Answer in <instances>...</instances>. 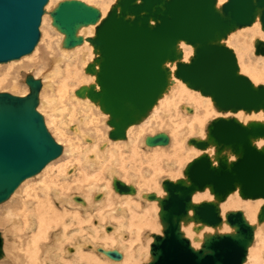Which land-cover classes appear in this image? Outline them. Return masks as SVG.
<instances>
[{"label": "water", "instance_id": "water-1", "mask_svg": "<svg viewBox=\"0 0 264 264\" xmlns=\"http://www.w3.org/2000/svg\"><path fill=\"white\" fill-rule=\"evenodd\" d=\"M50 0H0V63L32 54L41 39V24ZM52 25L65 34L63 46L82 45L83 27L96 25L95 36L86 38L95 57L85 72L94 82L76 90L109 115L113 140H125L127 130L142 123L168 92L173 76L190 89L212 99L219 112H264V84H256L241 72L237 54L227 45L235 31L260 20L264 30V0H116L103 17L100 8L83 0H63L50 12ZM193 47L184 61L180 44ZM255 54L264 55V40L255 41ZM175 70H172L173 66ZM26 95L0 92V204L10 199L28 178L41 172L63 152L38 110L41 78L24 74ZM193 112L192 108H188ZM264 121L243 122L236 116H217L204 139L189 145L203 153L189 162L183 178L165 179L164 197L147 194L161 208V233L153 234L151 260L144 264H244L264 222V204L256 224L243 210L222 216L221 203L238 192L244 200L264 199ZM150 147L168 145L166 132L149 135ZM214 149V152H210ZM233 158V159H232ZM113 188L134 195L137 189L118 177ZM209 189L213 200L195 202L198 192ZM97 196V198L100 197ZM205 227L199 248L185 235L183 226ZM227 224L232 231L222 232ZM0 232V260L5 256ZM113 260L118 250L99 248Z\"/></svg>", "mask_w": 264, "mask_h": 264}, {"label": "bare ground", "instance_id": "bare-ground-1", "mask_svg": "<svg viewBox=\"0 0 264 264\" xmlns=\"http://www.w3.org/2000/svg\"><path fill=\"white\" fill-rule=\"evenodd\" d=\"M225 1H227V0H219V5H222ZM53 3H54V0H50L49 3L47 4L46 15L44 17V21H46V19H47L46 17L49 16L50 12L56 7V6L52 7ZM55 3H56V1H55ZM112 5H113V3H112ZM101 11H102L103 17L108 12V11H105L103 9H101ZM261 27H262V24L257 19V21L253 25V29H251V32H252L251 35L254 38L253 42H251V43H254V46H253L254 50H255V41L257 40L255 38L256 35L259 34L264 38V34H262L260 32L263 30V28H261ZM96 28H97V24L96 25H90L87 27H83L80 29L79 35L84 36V38H85V36H86V38L93 37V36H95ZM233 34H234V32L228 37L229 42H230L229 39H231V36ZM86 38H85V41L82 45H78L74 48L69 49V48H65L63 46V42H64L63 39H65V34H63V36L61 38L62 40H61V44H60L61 45V51L60 52H63L66 55L72 53L74 56L76 55V57L72 62L67 63L66 68L64 66V68H65L64 71H65L66 77H65V79L64 78L63 79L65 81L62 83L58 82V83H61L60 86L57 84L59 87L58 88L59 92H57V93H60L61 97L66 96V99H67V97H69L70 101L74 104L73 105L71 103L73 105V107L71 109L73 111V113L70 111L72 113L71 117H73V115H74V118H75L76 113H75L74 109H75V105H77L78 108H76V109L78 110V113L80 114V116L78 118L79 119L78 122L83 123L84 126H85V123L89 124L92 122V118L90 116V113H86V110L87 109L89 110L90 108H93V109L95 108L98 110L99 109L98 105H96L95 103H92L91 101H89V99L78 97L76 95L77 89H71L69 86L68 80L70 78H74V79H75V77L77 78L76 71L74 69L75 63H77L76 60H79V62L82 63V67L86 68L87 64L89 62H91L93 60V58L95 57L94 56V47H92L93 45L89 41H87ZM88 43H90V45ZM235 43H236V41H235ZM180 47L184 52V61H189V58L193 54L192 46L186 44L185 42H182L180 44ZM92 48H93V50H92ZM58 50H59V48H58ZM245 50H247V49L245 48ZM35 51H37V50L35 49ZM255 55H257V54H255ZM30 56H31V54H30ZM32 56H33V54H32ZM257 56L259 58H262V56H264V55H260V56L257 55ZM27 58H28V56H27ZM59 58L56 60L59 63L64 60L63 58H61V56ZM55 59H56V57H55ZM68 59H70V58H68ZM263 59H264V57H263ZM42 60H43V58H42ZM260 60L261 59H257L256 61H253L252 59L250 60L251 71L253 73V76L252 75L251 76L253 77L252 79L254 82L259 81V79L261 80L262 78H264V61L260 63ZM51 61L55 62L53 60H51ZM240 62H241V60H240ZM240 62H239V64H240ZM65 63H66V61H65ZM14 64H15V62H14ZM42 66H44V65H42ZM57 66H59V68H60V65H57ZM242 66L244 67V63ZM240 67H241V64H240ZM243 67H241V72L243 71ZM62 68H63V66H62ZM175 68H176V66L174 65L172 67V70L174 71ZM58 71H59V69H58ZM244 71H246V70H244ZM81 75H83V74L81 73ZM7 78H8V76L1 77V79H0L1 84L5 83L7 81ZM46 78H48V77H46ZM49 78H51V77L49 76ZM60 78H61L60 80H62V77H60ZM81 79H83V78H81ZM86 80L87 81L91 80L90 83H92V82H94L95 77L92 76L91 79H86ZM48 81H50V80H48ZM90 83L88 82V84H90ZM255 83L257 84V82H255ZM6 84L8 87L15 85L14 82H10L9 80L6 82ZM43 86H44V88L42 87L41 93H40V103H41L40 108L44 107L45 105L53 106L54 105L53 101L55 100V102H56L60 98L57 97L58 99L56 100L55 95H53L54 99H52L50 97V95H52V92H50V94H48L47 89H50V87H53L52 82L48 83L47 80H45V81H43ZM68 86L70 89H68ZM17 87H19V86H17ZM54 87H56V86H54ZM46 91H47V97L49 95V97L51 99L50 98L47 99L43 96V93L45 95ZM24 92H26V91H24ZM198 92L193 90V89H189V87L187 85H185V83L183 81H181L180 79L175 78L173 76V83L170 86L168 92L165 93L163 98L159 101V103L151 111L148 118H146L143 121V123L138 124V126H140V127L136 128V127H134L135 125L129 127V129L127 130V138L125 140H121V139L115 140V141H112L113 139L111 140L109 133L112 129L110 128V125L108 124V119H109L108 114H105L106 117H104V118L106 119V122L109 125L108 127L110 129H107L106 133L101 132L102 133L101 136H100V131H98V133H96V134L95 133L93 134L96 136H92L91 133H84L83 129H82L83 126H81L79 123H75V125H72V123H69L70 122V120H69L70 119V117H69L70 113L68 116L66 115V117H69V119L64 118L65 117L64 116L63 119H65V120L60 121L59 125L56 124V126L58 125L56 127V131H58V133L60 134L61 137L63 136L65 138V136L68 135L67 133H65V130L72 129L71 132L73 133V135L70 134L69 136L71 138H73V140L76 138V140H78L81 145H76L73 143L74 149H77V151L72 150V158L71 157L70 158H71V161H75L76 164L79 163V165L80 164L81 165L80 166L76 165V164L73 165V163H72V165H70V167L67 165H61L60 167H58L57 171L54 174L47 175L49 173V171L55 166V165H53L55 160H53L49 164H47L41 172H39L37 175H35V178L41 176L40 178H42L41 181L44 183L43 185L38 186V184H37L38 189L33 186V188H31L32 190H30L26 196L21 198L20 201L18 200L19 204H18V201H17V203L15 201L16 204L13 203V199H14L15 195L13 196V198H11L12 196L10 197L12 200L10 203L11 204L13 203L14 205L13 204L9 205V206L7 205V207H6V205H4L5 207H2V209L5 211V213H4L6 215L5 217L7 218V220H9V218H10V221L13 222V225H15V227L17 226V228H16L17 230H18V228L22 229L21 232H26V233H28L29 236L28 237L26 236L28 238V240H26V243L24 242V240H22L21 242L18 241V242H16V244H15V242L12 243L13 250L15 248L20 249V246L21 247L24 246L22 248V251H24L23 254H22V252L19 254H16V256H15V254H13V258H10L9 255L6 258L3 257L5 260L0 261V264H138L139 259L142 258V254L144 253V252L142 253L141 246H139L140 242H142V235H143V231H144L143 229H145V227L148 228L150 226L151 229H155L158 231L157 234L161 233V231H162V224L160 222V218L158 221L159 213L161 210V208L158 204V201L153 200V202H151L146 196H147V194H150V193H156L157 196L164 197L165 191H164V189H163L164 192L161 189L159 190L160 185L158 186V184H160L159 183L160 181H158L159 179L155 175V176H151V177L149 176V178L143 177L146 179L144 181V185L145 186L147 185L149 187V190L152 188H156V190L158 192L157 191L156 192H148V191L145 192L143 189L139 188V186L137 185L138 188L135 186L137 189V192L133 196H131V194H119L118 193L119 195H121V196H119V195L112 194V189H114L113 188V178L118 177L117 176L118 174L120 175L119 171L121 170V168H123V167L125 168V163H126V161L128 162V160H126V158H125L128 155V154L126 155V153L129 152V160H130V156H133V157L139 156L141 153L140 149L142 147H143V150L145 149L144 144L148 147V148L146 147L147 148L146 150L149 152L150 146H148L145 142L146 137L149 135H146L147 133H145L146 137L142 136L143 134L141 132L144 131L146 128L147 129L149 128V131L153 132L152 128H151L153 126L152 125L153 120H155L156 118L159 117V115H158L159 110L163 106H166L164 104L168 101L171 102V104L168 105V107H169L168 111H167L166 107L164 108L163 111L165 112V114H163V117H169L168 118L169 121L166 122V125L167 126L169 125V127H171L173 130L172 131L173 135L171 134L172 143L171 144L169 143L170 144V145L168 144L169 146L168 145L155 146V148H153V151L156 153L154 154V157L152 159L154 161L155 171H162L163 167L167 166L169 168L168 171L170 170L173 172L175 164L178 163L179 160H181L182 156H184L186 154V157L188 156L187 158H189V156L191 155V153H189V152H194L196 154V156H194L190 161L185 163V165H183V167H182L183 168V176H184V170H185L187 164L189 162H191L194 158H196L197 156H199L200 154L203 153L202 150L196 149L195 146L193 147V145H192V147H189L190 145L188 142L191 138L204 139L206 137L207 127H208L209 122L211 121V120H207V115L210 111H213L215 109V108H213L215 106H213L214 103H213L212 99L208 96H205V97L200 96L199 95L200 92L199 93ZM24 95H26V93ZM57 96H59V94ZM64 97L62 99H64ZM72 105H70V106H72ZM49 108H51V107H49ZM188 108L193 109L192 114L188 113L189 112ZM200 108H204V110H201ZM183 110H185L186 112ZM172 111L175 113H173L171 115L170 113ZM242 113H246V112L240 111V112L233 114V115L236 116L241 121L247 122L246 120L243 119L244 117H242V116H244V115H242ZM51 114H52L50 116L51 118L57 115L55 112H53ZM217 114H219V116H229V115H227L229 113L222 114V113L218 112ZM247 114H251V115L256 114L257 118L259 120L264 121V112H262V111H260L259 113L253 112V113H247ZM91 115L93 117L92 113H91ZM58 116H60V115H58ZM48 119L49 118H47V121H46V124L48 125L47 127H49V125L52 122L56 123L57 116H56V119L53 118V119H51V121ZM158 119H156V120H158ZM248 119L250 120L251 117ZM94 120H93V122H94ZM158 121L160 123V121H162V120L159 119ZM100 122L98 124H100ZM106 122H105V124H106ZM156 124H157V122H156ZM161 124H162V122H161ZM158 125H160V124H158ZM87 126H90V125H87ZM94 126H93V128H94ZM154 127H156V125ZM154 127H153V129H154ZM91 128H92V125H91ZM134 128H136V129H134ZM150 128H151V130H150ZM48 129H50V128H48ZM94 129L96 130V128H94ZM166 129H167V127H166ZM97 130H99V129H97ZM195 132L197 134L200 133V136H196V137L193 136V137L188 138L187 139L188 141L185 140L186 138L184 135L188 136V134H193ZM140 134H142V135H140ZM106 135H108L109 140H107L108 138ZM140 136H142V137H140ZM151 136H153V135L151 134ZM169 137H170V135H169ZM66 138H68V137H66ZM82 140L85 141L86 143H88L89 145L88 144H82L81 143V142H83ZM102 140H106V141L103 142ZM101 141L103 143H101ZM57 142L60 143L58 141V139H57ZM170 142H171V137H170ZM69 143H70V141H69ZM187 144L189 145L188 147H187ZM263 144H264V140L258 142L259 146H261ZM68 150L65 151V155L67 154ZM209 151L213 153L214 149H210ZM63 152H64V147H63ZM63 152H62V154H63ZM113 158L115 159L114 160L115 164L107 165L108 162L111 161L110 159H113ZM127 158H128V156H127ZM147 158H146V160H147ZM135 161H131V163L135 162ZM141 162H144V161H141ZM151 163H153V162H151ZM134 167H137V166L135 165ZM137 168H139V166ZM143 168H144V166H143ZM127 169H128V167H127ZM127 169H124V170H127ZM149 170L147 172H149ZM74 171H76V172L74 173ZM127 172H125V173H127ZM104 174H108L109 179L108 178H106V179H108L109 181L105 180V178L103 176ZM122 176H123V174L121 175V177ZM125 176H126V174H125ZM130 178H131V176H130ZM135 178H137V177H135ZM141 178H142V176H140V179ZM179 178H183V177L180 176ZM179 178H175V179L173 178L171 180H177ZM167 179H170V178H167ZM137 180H138V182L142 181V180L139 181V178L136 179V181ZM164 180H165V177L163 178V180H161V185H162ZM28 181H29V178H28V180L26 179L21 185L26 184ZM73 181L75 184L77 182V184L76 185L73 184ZM128 182H131V181H128ZM132 182H135V180ZM21 185L19 187H21ZM140 185L142 186V184H140ZM145 186H144V188H145ZM208 190L205 191V194L208 195V198L210 200H213L214 195L211 193L209 194ZM76 194H80V195L77 196ZM99 194H101V195L99 198H97V196H99ZM198 194H200V193L198 192L193 198L195 202L198 201V199L200 198L198 196ZM93 195H94L95 201H93L91 199V197ZM238 196H239L238 192H235V193L231 194L226 201L221 203L222 216L225 218V214L228 212V211H226L227 210L226 208H228L232 205L231 207L243 208L244 209L243 212L245 213L247 219L252 224H256L258 213L260 211V208L264 204V199H257L256 201H251L250 199H248V200L241 199V198H239L240 196L239 197ZM82 197H84V199ZM74 201L78 202V204L75 203ZM57 205H59V206H57ZM106 207L109 209L108 211L105 210V209H107ZM103 208H105V209L103 210ZM97 210H99V212ZM102 210L104 211V213H102L103 212ZM95 211H97V212L95 213ZM96 215H97V217H96ZM5 217H4V219H2L0 217V225H6L7 221H6ZM92 217H94V218H92ZM106 217H108V218H106ZM92 219L96 220V223L93 222L94 224H91L93 221ZM112 220H113V222H112ZM74 226H76V227H74ZM260 226H261V224H260ZM260 226L257 227L256 233H255V240L256 241L259 238L258 237L259 232H262V228H264V226H262V227H260ZM14 228H12V229L14 230ZM205 229L207 231L213 232V230L210 229V227H205ZM260 229H261V231H260ZM145 230H148V229H145ZM183 231H185L184 232V233H186L185 235L191 239L193 246H195L196 248H199L201 245V240H202V237H203V234L205 231H202L199 233L196 232L194 234V232H192L193 231V223H191L189 226H183ZM230 231H231L230 227H228V225L224 223L223 228H222V232H230ZM154 233H156V232H154ZM152 234L153 233H151V235ZM151 235H149V238ZM261 235H263V234H261ZM195 237L201 238V240L195 242L194 241ZM3 238H4V236H3ZM11 238H12V235H11ZM24 238H25V236H24ZM149 238H147L148 239L147 244H144L142 242L143 243L142 246H146V251L144 254L147 255L148 259L145 262L142 261L140 264L147 263L151 260V256L149 257V252L151 250V244L153 242L151 239L153 237L151 236V238L150 239ZM262 241L260 240V244ZM255 244H253V245L255 246ZM262 245H263V243H262ZM262 245H260V246H262ZM4 246H5V243H4ZM254 246L251 247L249 250V254H248V258H247L248 262L246 261L247 263H244V264H264V249H263V255L256 256V254L254 253V250H257L259 248L254 249ZM109 247H112V248H109ZM99 248H103L104 250H118L121 252L123 257L119 261L113 260V259L108 260L107 255H105L103 252L98 251ZM4 249H5V247H4ZM97 252L102 253V254H99ZM256 253H258V252H256ZM103 254L107 257H104Z\"/></svg>", "mask_w": 264, "mask_h": 264}, {"label": "rangeland", "instance_id": "rangeland-1", "mask_svg": "<svg viewBox=\"0 0 264 264\" xmlns=\"http://www.w3.org/2000/svg\"><path fill=\"white\" fill-rule=\"evenodd\" d=\"M55 1H56V3H55ZM60 1H63V0H54V3H53V6L52 7H55V6H57V4L60 2ZM83 1H85V2H87V3H89V4H92V5H94V6H96V7H98V8H100V9H103V10H105V11H108L110 8H111V5H112V3L114 4V2L116 1V0H83ZM114 1V2H113ZM110 6V7H109ZM109 7V8H108ZM45 15H46V13L44 14V16H43V21H42V24H41V27H40V30H41V39H40V41H39V43H38V45H37V47H36V50L37 51H34L32 54H33V56H32V54H31V56L30 55H27L28 56V58H27V56H25V57H23V58H21V59H19V60H14V61H11V62H8V63H0V79H1V77H5V76H8V78H7V81L9 80L10 82H14L15 83V85L14 86H10V87H8L7 86V84H6V82L5 83H2L1 84V82H0V92H9V93H12V94H15V95H24L25 93L27 94L28 92H29V87H28V85L25 83V78H24V74L26 73V74H28V73H31V74H33L35 77H37V78H41L43 81H45V80H47V82L48 83H51L52 82V85H53V87H50V89H47V91H48V94H50V92H52V95H50V97L52 98V99H54V96L53 95H55V99L57 100L58 98H60V99H58L56 102H55V100L53 101L54 102V105L53 106H51V105H48L49 107H51V108H49L47 105H45L44 107H41L40 108V106H41V103L39 104V107H38V110L40 111V113L44 116V118H45V122L47 121V118H49L48 120H50L51 121V119H56V116H57V121H56V123H51L50 125H49V127L48 128H50L49 129V131L54 135V138H56V140L58 139V141L60 142L59 144H61L63 147H64V152H63V154L59 157V158H57V159H55V161H54V164L53 165H55L50 171H49V173L47 174V175H49V174H54L56 171H57V169H58V167H60L61 165H67V166H69L70 167V165H72V163H73V165L74 164H76V162L75 161H71V158H72V150H76L77 151V149H74V145H73V143L74 144H76V145H81L80 144V142L78 141V140H76V138L73 140V138H71L69 135L71 134V135H73V133L71 132L72 131V129H67V130H65V133H67L68 135L67 136H65V138L62 136H60V134L58 133V131H56V127L60 124L59 122L60 121H62V120H65V119H63V117L64 118H66V119H69V117H70V122L69 123H72V125H75V123H79L81 126H83L82 127V129H83V132L84 133H91L92 134V136H96V135H93L94 133L96 134V133H98V131H100V136H101V134L102 133H106L107 131V129H112V127L110 126V128L108 127L109 125L107 124V122H106V119L104 118V117H106L105 116V113L104 112H102L101 111V109H100V107H99V105H98V110L97 109H93V108H90L89 110L87 109L86 110V113H90V116H91V118H92V122L91 123H89V124H86L85 123V126H84V124L83 123H80V122H78L79 121V116H80V114L78 113V110L76 109V108H78L77 107V105H75V109H74V111H75V113H76V116H75V118H74V115H73V117H71L72 116V113H73V111L71 110L72 109V107H73V103L70 101V99H69V97H67V99H66V96L64 97V99H62L63 97H61L60 96V93H57V92H59V87H58V85L60 86L61 85V83L62 82H64L65 80V68H66V65H67V63H69V62H72L74 59H75V57H76V55L74 56L72 53H70V54H64L63 52H60L61 51V38H62V36H63V34L61 33V32H59L55 27H53V25H52V19H51V16L49 15V16H47L46 18V21H44V17H45ZM259 20V19H258ZM260 21V20H259ZM51 24V25H50ZM254 25V24H253ZM253 25L252 26H249V27H246V28H243V29H241V30H238V31H236V32H234V34L231 36V39H229L230 40V42L228 41V39H227V45H229L231 48H233L234 50H235V52H236V54H237V57H238V60H239V62H240V60H241V62H240V64H241V67H243L242 65H243V63H244V67H243V71H242V73L243 74H245V75H247V76H249L251 79L253 78L252 76H253V73H252V71H251V63H250V60L252 59L253 61H256L257 59H261L260 60V63L261 62H263L264 61V59H263V57L264 56H262V58H259L257 55H255V50H254V43H251V42H253V36L251 35L252 34V32H251V29H253ZM262 28V27H261ZM262 34H264V31L262 30V31H260ZM259 32V33H260ZM250 35V36H249ZM249 36V37H248ZM259 36V37H258ZM88 37V36H87ZM85 38H86V36H85ZM256 39H263L264 40V38L261 36V35H259V34H257L256 35V37H255ZM64 40V39H63ZM235 41H236V43H235ZM59 42V43H58ZM89 45H90V43H88ZM93 47V46H92ZM58 48H59V50H58ZM193 48V47H192ZM245 48L247 49V50H245ZM92 50H93V48H92ZM61 56V58H63L64 60L63 61H61L60 63L58 62V61H56L60 56ZM72 55V56H71ZM42 56V57H41ZM64 56V57H63ZM67 56V57H66ZM94 56H95V54H94ZM260 56V55H259ZM55 57H56V59H55ZM245 57V58H244ZM42 58H43V60H42ZM68 58H70V59H68ZM32 59V60H31ZM41 59V60H40ZM53 60V61H55V62H52L51 60ZM60 59V58H59ZM65 61H66V63H65ZM13 62V63H12ZM14 62H15V64H14ZM76 62L77 63H75V71H76V75H77V78L75 77V79L74 78H70L69 80H68V82H69V86H70V88L71 89H78V88H80L81 87V85L83 86V84L84 85H86V84H88V82L90 83V81L88 80H86V79H91V77H92V75H90V74H88V73H86L85 72V67H82V63L81 62H79V60H76ZM11 63V64H10ZM59 63V64H58ZM17 64V65H16ZM23 64V65H22ZM33 64V65H32ZM56 64V65H55ZM239 64V65H240ZM13 67H12V66ZM42 65H44V66H42ZM57 65H60V68H59V66H57ZM56 66V67H55ZM62 66H63V68H62ZM64 66H65V68H64ZM80 67V68H79ZM82 67V68H81ZM240 67V68H241ZM79 68V69H78ZM58 69H59V71H58ZM18 70V71H17ZM244 70H246V71H244ZM245 72V73H244ZM81 73L83 74V75H81ZM250 73V74H249ZM40 74V75H39ZM61 75V76H60ZM252 75V76H251ZM10 76V77H9ZM44 76V77H43ZM49 76L51 77V78H49ZM62 77V80H60L61 78L60 77ZM46 77H48V78H46ZM86 79H85V78ZM95 77V76H94ZM64 78V79H63ZM81 78H83V79H81ZM48 80H50V81H48ZM76 80V81H75ZM81 80V81H80ZM253 80V79H252ZM255 80V79H254ZM72 81V82H71ZM55 82V83H54ZM58 82H61V83H58ZM254 82V81H253ZM255 82H257V84H264V78H262L261 80L259 79V81H255ZM58 84V85H57ZM186 85V84H185ZM17 86H19V87H17ZM54 86H56V87H54ZM69 86H68V89H70L69 88ZM75 87V88H74ZM16 88V89H15ZM24 88V89H23ZM27 90H26V89ZM43 88H44V86H43ZM53 88V89H52ZM19 89V90H18ZM190 89V88H189ZM24 91H26V92H24ZM28 91V92H27ZM47 91L45 92V95H44V93H43V96L45 97V98H47V99H49L50 97H49V95H48V97H47ZM56 92V93H55ZM198 92V91H197ZM55 93V94H54ZM199 93V92H198ZM59 94V96H57V95ZM199 95L200 96H203L201 93H199ZM53 96V97H52ZM58 97V98H57ZM203 97H205V96H203ZM50 98V99H51ZM62 99V100H61ZM86 99H88V98H86ZM170 100V99H169ZM61 101V102H60ZM89 101H91L90 99H89ZM70 104H69V103ZM92 102V101H91ZM59 103V104H58ZM61 103V104H60ZM73 105H72V104ZM93 103V102H92ZM168 103V104H167ZM171 104V102H166L164 105H166V106H163L160 110H159V113H158V115H159V119L160 120H162V121H160V123H159V119L158 118H156V119H158V120H153V126L151 127L152 128V131L154 132H151V131H149V128L147 129H145L144 131H142L141 133L143 134H140V135H142V136H145L146 137V135H155V134H157V133H160V132H167L169 135H170V137H171V142H170V144L172 143V136H171V134L173 135V130H172V128L171 127H169V125L167 126L166 125V122H168L169 120H168V118L169 117H163V114H165V112L163 111L164 110V108L166 107V109H167V111H168V105H170ZM184 104V103H183ZM182 104V105H183ZM186 104V103H185ZM70 105H72V106H70ZM214 106V105H213ZM40 108V109H39ZM213 108H215L213 111H210L209 113H208V115H207V120H213L214 118H216L217 117V115L219 116V114H217L219 111L216 109V107H213ZM201 110H204V108H200ZM56 110V111H55ZM200 110V111H201ZM72 113H71V112ZM183 111H185V110H183ZM53 112H55L57 115L56 116H54V117H50L52 114L51 113H53ZM164 112V113H163ZM186 112V111H185ZM60 113V114H59ZM69 113H70V115H69ZM78 113V114H77ZM91 113L93 114V117H92V115H91ZM173 113H175V112H171L170 114L172 115ZM188 113H190V114H192L191 112H188ZM220 113H222V112H220ZM255 113V112H254ZM222 114H226V113H222ZM49 115V116H48ZM58 115H60V116H58ZM66 115L68 116L69 115V117H66ZM227 115H229V116H231V115H233L232 113H230L229 112V114H227ZM242 115H244V116H242V117H244L243 119L244 120H246V121H249V119L248 118H250L251 117V119L250 120H259L258 118H257V115L256 114H247V113H242ZM256 117H255V116ZM241 117V118H242ZM78 119V120H77ZM95 119V120H94ZM93 120H94V122H93ZM100 122V124H98L99 122ZM104 120V121H103ZM98 122V123H97ZM105 122H106V124H105ZM156 122H157V124H156ZM161 122H162V124H161ZM95 125H93V124ZM97 123V124H96ZM143 123V122H142ZM152 123V122H151ZM56 124H58L57 126H56ZM141 124V123H140ZM158 124H160V125H158ZM47 125V124H46ZM87 125H90V126H87ZM91 125H92V128H91ZM156 125V127H154ZM48 126V125H47ZM93 126H94V128H96V130L93 128ZM158 126V127H157ZM98 127V128H97ZM101 127V128H100ZM134 127H136V128H138V127H140V126H138V125H135ZM153 127H154V129H153ZM166 127H167V129H166ZM136 128H134V129H136ZM151 128H150V130H151ZM171 130H170V129ZM93 129V130H92ZM97 129H99V130H97ZM105 129V130H104ZM156 129V130H155ZM89 130V131H88ZM156 131V132H155ZM102 132V133H101ZM172 132V133H171ZM145 133H147L146 135H145ZM107 136V138H108V135H106ZM142 136H140V137H142ZM185 136V140H187L188 138H190V137H193V136H200V133H193V134H188V136L187 135H184ZM66 137H68V138H66ZM71 139H70V138ZM68 139V140H67ZM107 140H109V138L107 139ZM112 140V139H111ZM69 141H70V143H69ZM74 141V142H73ZM83 141V140H82ZM103 142L104 141H106V140H102ZM101 141V143H103ZM112 141H115V140H112ZM188 141V140H187ZM78 144H77V143ZM82 144H88V143H86L85 141H83V142H81ZM169 144V145H170ZM70 145V146H69ZM89 145V144H88ZM168 145V146H169ZM189 145L187 144V147H188ZM78 147V146H77ZM144 147H145V149L143 150V147L140 149V151H141V153H140V155L139 156H135V157H133V156H130V160H129V152L128 153H126V155L128 156V158H127V156L125 157L126 158V160H128V162L126 161V163H125V168L123 167V168H121V170L119 171L120 172V175L118 174L117 176H118V178H120V179H123V181H125L126 183H128V184H132V185H134V186H136L137 188H138V186H139V188H141V189H143L145 192H156L157 190H156V188H152V189H150L149 190V187L146 185H144V181L146 180L145 178H143V177H146V178H149V176L151 177V176H157V178L159 179L158 181H160L159 183L160 184H158V186L160 185V187H159V190L161 189L162 191H163V188H162V185H161V180H163V178L165 177V179H167V178H170V179H175V178H179L180 176H182L183 177V165H185V163H187L188 161H190L194 156H196V154L194 153V152H189V153H191V155L189 156V158H187L186 157V154L184 155V156H182L181 157V160H179L178 161V163H176L175 164V167H174V170H173V172L172 171H168V167L167 166H164L163 167V170L162 171H155V165H154V161H153V157H154V154L156 153V152H154L153 151V148H155V147H149L150 148V150H149V152L146 150L148 147L144 144ZM147 147V148H146ZM189 147H192V145H190ZM194 147V146H193ZM196 148V147H195ZM69 149V150H68ZM194 149V148H193ZM197 149V148H196ZM66 150H68V152H67V154L65 155V151ZM144 152V153H143ZM146 152V153H145ZM146 156H144L143 154ZM77 154V153H76ZM151 154V155H150ZM65 155V156H64ZM63 157V158H62ZM71 157V158H70ZM133 157V158H132ZM148 157V158H147ZM151 157V158H150ZM191 157V158H190ZM67 158V159H66ZM146 158H147V160H146ZM187 158V159H186ZM60 159V160H59ZM65 159V160H64ZM134 159V160H133ZM150 159V160H149ZM152 159V160H151ZM111 161H109L108 162V164L107 165H113V164H115V162H114V158L113 159H110ZM136 160V161H135ZM146 160V161H145ZM183 160V161H182ZM186 160V161H185ZM66 161V162H65ZM71 161V162H70ZM131 161H135V162H132L131 163ZM141 161H144V162H141ZM64 162V163H63ZM69 162V163H68ZM112 162V163H111ZM151 162H153V163H151ZM143 164V165H142ZM146 164V165H145ZM148 164V165H147ZM76 165H79V163H77ZM81 165V164H80ZM79 165V166H80ZM139 166V168H137V167H134V166ZM153 165V166H152ZM143 166H144V168H143ZM52 167V166H51ZM127 167H128V169H127ZM154 167V168H153ZM167 167V168H166ZM138 170H137V169ZM165 168V169H164ZM124 169H127V170H124ZM145 169V170H144ZM150 169V170H149ZM152 169V170H151ZM171 169V168H170ZM149 170V172H147ZM166 170V171H165ZM172 170V169H171ZM54 171V172H53ZM69 171V170H68ZM128 171V172H127ZM146 171V172H145ZM76 171H74V173H75ZM125 172H127V173H125ZM172 172V173H171ZM73 173V174H74ZM123 174V176L121 177V175ZM129 173V174H128ZM149 173V174H148ZM125 174H126V176H125ZM153 174V175H152ZM128 175V176H127ZM131 176V178H130V176ZM142 176V178L140 179V176ZM179 175V176H178ZM104 176V178H105V180L107 181L108 179H109V176H108V174H104L103 175ZM134 178H133V177ZM139 176V177H138ZM41 176H39V177H37V178H35V176L34 177H32V178H29V181L26 183V184H23V185H21V187H19V189L12 195V197L11 198H13V196H14V199H13V203L14 204H16L17 203V201L19 200L20 201V199L21 198H23L24 196H26L27 195V193L30 191V190H32L31 188H33V186L34 187H36L37 188V184H38V186H40V185H43L44 183L41 181L42 180V178H40ZM128 177V178H127ZM135 177H137V178H135ZM106 178H108V179H106ZM125 178V179H124ZM139 178V181L140 180H142V181H140V182H138V180L136 181V179H138ZM31 179V180H30ZM128 181H131V182H128ZM28 180V179H27ZM33 180V181H32ZM39 180V181H38ZM135 180V182H132V181H134ZM31 181V182H30ZM109 181V180H108ZM76 182V181H75ZM137 182V183H136ZM136 185H135V184ZM139 183V184H138ZM73 184H75L74 183V181H73ZM76 184H77V182H76ZM75 184V185H76ZM140 184H142V186L140 185ZM138 185V186H137ZM29 186V187H28ZM141 186V187H140ZM144 186H145V188H144ZM148 188V189H147ZM38 189V188H37ZM87 189V188H86ZM155 189V190H154ZM96 190V189H95ZM208 190V189H207ZM95 192V191H94ZM93 192V193H94ZM97 192V191H96ZM158 192V191H157ZM164 192V191H163ZM200 194H198V196L200 197L199 199H198V201H196V202H200V201H203V200H210L209 198H208V195L207 194H205V192H199ZM208 193L210 194V192H209V190H208ZM24 194V195H23ZM97 194V193H96ZM112 194H115V195H119L117 192H115L114 191V189H112ZM166 194V193H165ZM77 196H79L80 194H76ZM206 195V196H205ZM239 195V194H238ZM82 196V195H81ZM80 196V197H81ZM97 196V195H96ZM119 196H121V195H119ZM131 196H133V195H131ZM239 197V196H238ZM11 198H10V200H8V201H6L5 203H2V204H0V217L2 218V219H4V217L6 216L4 213H5V211L2 209V207H5L4 205H6V207H7V205L9 206V205H12L10 202L12 201L11 200ZM83 199H84V197H82ZM239 198H241V197H239ZM91 199L93 200V201H95V198H94V195L91 197ZM242 199V198H241ZM251 200V199H250ZM15 201H16V203H15ZM19 201H18V204H19ZM148 201V200H147ZM251 201H256V200H251ZM75 202V201H74ZM150 202V201H149ZM151 202H153V201H151ZM75 203H77L78 204V202H75ZM13 204V205H14ZM81 205V204H80ZM57 206H59V205H57ZM232 206V205H231ZM228 207V208H226L227 210L226 211H231V210H244L243 208H237V207ZM107 208V207H106ZM105 208H103V210H104ZM102 210V211H103ZM105 210H109L108 208L107 209H105ZM98 212H99V210H97ZM97 211H95V213L97 212ZM101 211V212H102ZM102 213H104V211L102 212ZM98 214V213H97ZM96 217H97V215H96ZM6 218V217H5ZM92 218H94V217H92ZM106 218H108V217H106ZM93 221H92V223L91 224H94V223H96V220H94V219H92ZM6 225H0V232H2V234H3V236H4V239H5V249H4V251H5V256H4V258H6L8 255H9V257L10 258H13V254H15V256H16V254H19V253H21L22 252V254L24 253V251H22V248L24 247V246H20V249L19 248H15L14 250H13V247H12V243H14L15 242V244H16V242H21L22 240H24V242L26 243V240H28V233H26V232H21L22 231V229H19L18 228V230L16 229L17 228V226L15 227V225H13V222L12 221H10V218H9V220H7V218H6ZM158 221H159V217H158ZM94 222V223H93ZM112 222H113V220H112ZM160 223V222H159ZM256 223H258L257 221H256ZM13 225V226H12ZM109 225V224H108ZM193 226H194V224H193ZM260 226V225H259ZM258 226V227H259ZM262 226H264V222L261 224V226L260 227H262ZM15 227V228H14ZM74 227H76V226H74ZM229 227V226H228ZM12 228H14V230L12 229ZM145 229H148V230H145ZM145 229H143L144 231H143V235H142V242L144 243V244H147L148 243V239L147 238H149V235H151V233H153V234H156L158 231L157 230H155V229H151V227L149 226L148 228L147 227H145ZM210 229H212L213 231H214V229L213 228H210ZM154 230V231H153ZM230 230H231V228H230ZM13 231V232H12ZM18 231V232H17ZM202 231H205V232H212V231H207L206 229L204 230H201V232ZM221 231H222V229H221ZM232 231V230H231ZM260 231H261V229H260ZM15 232V233H14ZM21 234H20V233ZM154 232H156V233H154ZM185 232V231H184ZM192 232H194V234L196 233L194 230L192 231ZM150 233V234H149ZM19 234V235H18ZM152 234V235H153ZM186 234V233H185ZM261 234H263V235H261ZM11 235H12V238H11ZM151 235V236H152ZM197 235V234H196ZM16 236V237H15ZM21 236V237H20ZM24 236H25V238H24ZM27 236V237H26ZM151 236H150V238H151ZM188 237V236H187ZM259 238V240L257 239V241L255 240V242H254V244H255V246L254 245H252L251 247H253L254 246V249H257V248H259V249H257V250H254V253L256 254V256H261V255H263V249H264V228H262V232H259V236H258ZM261 237V238H260ZM23 238V239H22ZM149 238V239H150ZM189 238V237H188ZM190 239V238H189ZM152 241H153V238L151 239ZM191 240V239H190ZM260 240L262 241L261 242V244H260ZM195 242H197L196 240H194ZM200 241V240H199ZM103 242V241H102ZM142 242H140V245L139 246H141V249H142V253L144 252L145 253V251H146V246H142ZM258 242V243H257ZM262 243H263V245H262ZM14 244V245H15ZM138 245V244H137ZM260 245H262V246H260ZM145 247V248H144ZM109 248H112V247H109ZM145 249V250H144ZM150 249V248H149ZM120 252V251H119ZM256 252H258V253H256ZM97 253H99V252H97ZM142 254V258H140L139 259V261H138V264H140L142 261L143 262H145L147 259H148V257H147V255H145V254ZM99 254H102V253H99ZM258 254V255H257ZM104 255V254H103ZM144 256V257H143ZM151 256V254H150V252H149V257ZM104 257H107V256H105L104 255ZM2 259V260H0V261H4L5 259ZM107 259L108 260H110L111 258H109V257H107ZM112 260V259H111ZM141 260V261H140ZM247 262H248V260H247ZM247 262H245V263H247Z\"/></svg>", "mask_w": 264, "mask_h": 264}]
</instances>
